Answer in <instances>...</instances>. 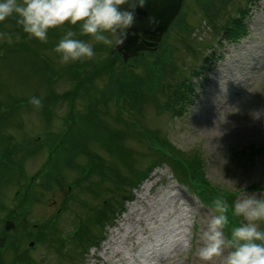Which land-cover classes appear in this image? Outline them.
<instances>
[{
    "label": "rangeland",
    "instance_id": "obj_1",
    "mask_svg": "<svg viewBox=\"0 0 264 264\" xmlns=\"http://www.w3.org/2000/svg\"><path fill=\"white\" fill-rule=\"evenodd\" d=\"M243 11L244 37L224 38L223 26ZM4 24L0 264H204L195 252L209 205L177 182L167 162L156 164L150 142L196 158L209 185L235 194L233 202L243 191H264V0H183L150 52L163 49L162 73L153 81L147 65L127 59L140 79L138 106L128 91L119 103L106 91L121 68L96 70L110 58L112 33L105 45L65 22L41 42L14 15ZM69 29L93 45V58L59 62L54 46ZM182 83L192 89L176 113L168 100ZM84 224L92 240L77 238Z\"/></svg>",
    "mask_w": 264,
    "mask_h": 264
},
{
    "label": "clouds",
    "instance_id": "obj_2",
    "mask_svg": "<svg viewBox=\"0 0 264 264\" xmlns=\"http://www.w3.org/2000/svg\"><path fill=\"white\" fill-rule=\"evenodd\" d=\"M121 4L128 8L121 9ZM143 0H0V22L13 15L17 25L30 38L46 42L49 29L79 24L80 32L90 34L95 42L111 45L105 33L123 36L131 26L135 8ZM119 43V40L116 41ZM61 64L88 60L94 57L93 45L74 38V32L65 31L54 46ZM29 102L40 105V99L31 97ZM241 197L231 205L232 215L241 217L243 222L230 230L225 237L224 228L229 223L225 214L228 203L223 196H216L209 205L207 226L200 235V245L195 255L204 264H211L215 258L221 264H264V191L259 195L241 192ZM188 245V240H184Z\"/></svg>",
    "mask_w": 264,
    "mask_h": 264
},
{
    "label": "trees",
    "instance_id": "obj_3",
    "mask_svg": "<svg viewBox=\"0 0 264 264\" xmlns=\"http://www.w3.org/2000/svg\"><path fill=\"white\" fill-rule=\"evenodd\" d=\"M244 13L245 11L241 12L240 16L239 15L233 16L232 18L229 19L227 24L223 26V37L224 38L235 39V38H240L241 36L244 35L245 33V27L243 23V18L245 17ZM10 20H12V17H8L4 21L0 22L2 23L0 24V29L4 30L5 29L4 23L9 22ZM4 31H8V30H4ZM109 51H110V55H109L110 58L107 61V64L97 65L96 70L99 73H101L105 71L107 72L112 71V67H113V70H115V67L117 68V70H119L120 68L121 69L118 71L117 76L114 77L112 81H110L106 91L113 93V97H115V99L117 100V103H119V101L121 100H127L125 99L126 96L124 95V92L128 91L129 94H132L130 98L132 102L136 104L137 106L140 105L143 102L141 100V90H140V87L137 88L134 84V82L139 84V81H140L139 77H136L134 71L132 70L130 66L128 68L129 60H127L128 62L122 60V63H121L122 58L119 55V53L114 51L112 48ZM163 52H164L163 49L160 50V52L155 51L152 54L147 53V52H141L138 54V57H134L131 59L135 60L136 64L147 65L145 67L146 75L149 77H152V80L154 81L153 77L157 75L158 73H162V68L164 66V62H163L164 60L162 56ZM118 62H120L123 66L119 65ZM124 62L127 64L124 65ZM113 76H115V74ZM183 84L184 83H182V86L180 87L182 90L178 88L176 91V95L171 97L168 100L170 107H172V109L176 113H181L183 109L182 104L188 102L187 90L189 89L188 91H190L192 89L191 84L190 85L187 84L189 87H187L186 90L184 91ZM117 85L119 89H117ZM150 143H151L152 149L155 151L154 154H158L159 156V159H155L156 164L167 162L169 166L172 168L173 173L176 175L177 180L181 184L187 186L189 190H191L194 194H196L197 196H200L204 204L210 205L211 201L216 196L218 195L223 196V198L226 200L229 206L225 213L229 217V223L226 225L228 229H231L232 227L236 226L237 223H239L238 222L239 217L232 215V211H231V205L233 203L235 194H229V193H226L225 191L217 190L211 187L201 172V168L199 164L200 161H198L196 158H190L189 156L181 154V152H179L178 150L174 151V149L171 147H169L171 149L168 150L166 149L167 147L165 148L164 146H161L153 142L152 140ZM96 163L98 164L99 162H96ZM154 163L155 162L149 164L150 166L147 165L141 173H144V176L146 173H149L151 171V167L155 165ZM96 167L90 166L89 171L90 170L96 171L97 170L95 169ZM139 170H135V171L138 172ZM139 180H141L140 176L138 178V181ZM125 200H129V199H125ZM17 202H18L17 204L20 205L19 201ZM117 209L120 210L121 209L120 206ZM99 212L97 211L94 217L98 218ZM94 223H99V222H94ZM79 224L81 225L82 223L80 222ZM82 227H83V230H82L83 235L77 238L79 240H82V239L84 240V238H90L89 226L87 224H84Z\"/></svg>",
    "mask_w": 264,
    "mask_h": 264
},
{
    "label": "water",
    "instance_id": "obj_4",
    "mask_svg": "<svg viewBox=\"0 0 264 264\" xmlns=\"http://www.w3.org/2000/svg\"><path fill=\"white\" fill-rule=\"evenodd\" d=\"M182 1L143 0V5L135 8L131 26L123 36L114 34L112 49L120 53L123 60L135 57L139 52L154 50L179 12ZM119 7L126 10L128 5L121 4ZM10 227H13V222L7 220L5 228Z\"/></svg>",
    "mask_w": 264,
    "mask_h": 264
},
{
    "label": "bare ground",
    "instance_id": "obj_5",
    "mask_svg": "<svg viewBox=\"0 0 264 264\" xmlns=\"http://www.w3.org/2000/svg\"><path fill=\"white\" fill-rule=\"evenodd\" d=\"M135 211H136L135 209H132V208H131L130 211H129V213H128L125 217H123L124 220H125V221H128V220L130 219V216H131ZM137 221H139V219H138ZM125 224H128V223H122V225H121L119 228L122 229V228L124 227ZM129 227H130V226L127 227V229H126V233H125V234H127V233L130 231L131 228H129ZM118 231H119V230H117V232H118ZM113 232H114V230L112 231V233H113ZM128 236H129V235H127V237H128ZM130 237H131V236H130ZM114 239H115V235H113V236L109 239L111 245H112V244H115ZM109 241L106 242L105 244H108ZM111 245H110V246H111Z\"/></svg>",
    "mask_w": 264,
    "mask_h": 264
}]
</instances>
